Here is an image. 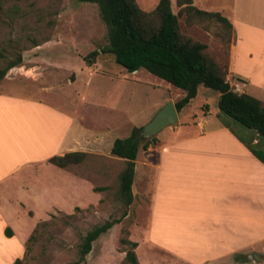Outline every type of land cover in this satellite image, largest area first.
Wrapping results in <instances>:
<instances>
[{
    "label": "crops",
    "instance_id": "crops-1",
    "mask_svg": "<svg viewBox=\"0 0 264 264\" xmlns=\"http://www.w3.org/2000/svg\"><path fill=\"white\" fill-rule=\"evenodd\" d=\"M135 2L141 9L151 10L157 0ZM190 2L197 9L216 11L226 18L230 40L222 61H216L209 44L201 42L225 68L232 90L264 105V0ZM173 3L170 0L171 10ZM17 71L31 77H21ZM44 77L20 65L7 70L0 80V233L6 242L13 240L20 216L31 218L25 227L28 235L57 202L45 207L41 218H34L32 205L40 202L41 185L48 186L49 194L53 187L55 195L63 186L46 178L41 164L52 165L47 159L53 155L87 152L89 139L95 152L100 141L97 132L88 134L79 118H73L66 108L71 104L59 98L57 105L47 96L60 92L62 86H54ZM178 90L181 93L167 88L153 105L152 114L167 100L180 98L183 93ZM186 105L176 112L177 123L161 131L155 143L145 148L143 159L134 160L133 186L139 167L148 199V240L156 233L168 242L165 246L157 242L159 249L176 257H194V264H264V137L220 113L217 106L211 109L203 104L198 112L179 118ZM66 180L74 184L71 177ZM5 227L11 235L4 234ZM233 256L238 259L232 260Z\"/></svg>",
    "mask_w": 264,
    "mask_h": 264
},
{
    "label": "rangeland",
    "instance_id": "rangeland-1",
    "mask_svg": "<svg viewBox=\"0 0 264 264\" xmlns=\"http://www.w3.org/2000/svg\"><path fill=\"white\" fill-rule=\"evenodd\" d=\"M172 11L178 12L174 3ZM186 17L183 11L177 13L180 31L207 42L213 56L218 57L216 61H220L230 39L229 29L212 17L193 13ZM105 44V26L94 3L4 0L0 4V65L19 57L20 63L15 67L24 65L36 75L41 73L54 86L61 85L60 92L47 96L57 105L59 98L71 104L66 108L73 118H79L88 134L97 132L100 138L97 151L91 150L92 140L89 139V147L81 160L66 169L61 168V172L52 165L41 164V173L57 180L55 186L61 188V183L63 186L56 189L55 195L53 187H50L49 194L48 186L41 185L44 191L40 202L32 205L34 218H41L44 208L57 202L37 221L45 224L34 234V241L26 243L32 232L27 235L25 229L30 217L20 216L19 227L13 230V240H1L0 233V264H11L14 258L20 260L19 264H66L74 260L81 236L92 226L117 217L122 209L117 194V175L123 159L110 155L111 140L127 136L132 126L145 124L154 114L153 105L160 102L167 88L171 93H181L144 69L127 72L114 62L112 54L100 52ZM94 49L98 53L94 62L87 66L82 57ZM216 49L219 51L215 53ZM16 73L31 77L29 72ZM42 94L40 96H44ZM216 94L199 86L195 97L178 117L198 112L203 104L215 108ZM176 123L162 128L153 137L156 139L161 131ZM144 150L138 151L139 160L143 159ZM138 169L134 186L133 183L131 186L134 196L126 207V215L92 241L90 250L79 264H127L123 259L126 245L119 243L120 237L136 242L134 252L138 264H185L182 259L194 264V257H176L159 249L158 243L165 246L168 242L156 233L152 236L154 239L148 240L149 235L145 233L148 199ZM59 173L61 178H58ZM68 177L74 184L66 180ZM98 186L104 189H93Z\"/></svg>",
    "mask_w": 264,
    "mask_h": 264
},
{
    "label": "trees",
    "instance_id": "trees-1",
    "mask_svg": "<svg viewBox=\"0 0 264 264\" xmlns=\"http://www.w3.org/2000/svg\"><path fill=\"white\" fill-rule=\"evenodd\" d=\"M4 0H0V4ZM91 2L97 7L100 20L105 26L106 44L101 53H110L114 62L127 72L144 69L153 76L180 89L183 95L173 102L176 112L195 96L198 85L217 93L218 111L245 128H252L264 137V105L260 100L246 93H237L226 80V70L220 67L207 51L205 43L183 34L178 26L177 13L185 12L201 17H212L225 24L230 32L226 18L216 11H203L190 5V0H175L178 12L171 10L170 0H157L151 10L141 9L135 0H77ZM230 40V39H229ZM228 43V42H227ZM98 50L89 51L82 60L89 66L94 62ZM20 63V58L0 65V80L6 71ZM141 126H132L125 137L114 138L109 148L110 155L123 159L117 175V194L122 209L117 217L106 219L92 226L80 238L76 258L66 264H79L91 247V243L100 234L126 215V207L132 201L131 184L134 173V160L138 151L153 144L155 137L143 138L138 132ZM84 156L82 151H70L62 155H53L47 159L52 165L66 169L70 164L78 163ZM94 190L104 189L95 187ZM44 222H37L27 237L26 243L34 241V234ZM125 230H123L124 232ZM126 233V232H125ZM4 234L10 235V229L4 228ZM126 245L123 259L127 264H138L134 248L136 242L125 237L118 239ZM27 247V245H26ZM25 247V248H26ZM14 258L11 264H19Z\"/></svg>",
    "mask_w": 264,
    "mask_h": 264
},
{
    "label": "water",
    "instance_id": "water-1",
    "mask_svg": "<svg viewBox=\"0 0 264 264\" xmlns=\"http://www.w3.org/2000/svg\"><path fill=\"white\" fill-rule=\"evenodd\" d=\"M177 121V114L172 100H167L153 116L140 127L138 134L143 138L155 135L162 128ZM253 257V255H251ZM254 258V257H253Z\"/></svg>",
    "mask_w": 264,
    "mask_h": 264
}]
</instances>
